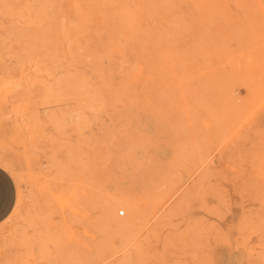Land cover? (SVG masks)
Masks as SVG:
<instances>
[{
	"label": "rangeland",
	"instance_id": "374dc122",
	"mask_svg": "<svg viewBox=\"0 0 264 264\" xmlns=\"http://www.w3.org/2000/svg\"><path fill=\"white\" fill-rule=\"evenodd\" d=\"M0 165V264H264V0H0Z\"/></svg>",
	"mask_w": 264,
	"mask_h": 264
},
{
	"label": "bare ground",
	"instance_id": "6f19581e",
	"mask_svg": "<svg viewBox=\"0 0 264 264\" xmlns=\"http://www.w3.org/2000/svg\"><path fill=\"white\" fill-rule=\"evenodd\" d=\"M7 2H8V0H7ZM42 2V1H41ZM100 2H102V0H100ZM2 3V2H1ZM85 4V3H84ZM87 4V3H86ZM85 4V5H86ZM41 5H42V3H41ZM95 5H97V3H95ZM101 5V4H100ZM124 5V4H123ZM11 6V5H10ZM153 6V5H152ZM87 7V6H86ZM96 7V6H95ZM137 7V6H136ZM97 9H98V7H96ZM112 8V7H111ZM138 8V7H137ZM140 8V7H139ZM138 8V9H139ZM23 9V8H22ZM35 9H36V7H35ZM129 9V8H128ZM25 10V9H24ZM23 10V11H24ZM42 10V9H41ZM101 10V9H100ZM26 11V10H25ZM129 11H130V9H129ZM128 11V12H129ZM13 12H14V10H13ZM16 12V11H15ZM45 12H46V10H45ZM82 12V11H81ZM142 12V11H141ZM18 13V12H17ZM86 13V12H85ZM37 14V13H36ZM35 14V15H36ZM44 14V13H43ZM123 14V13H122ZM145 14H146V12H145ZM38 15H39V13H38ZM40 16V15H39ZM42 16V15H41ZM147 16V15H146ZM128 17V16H127ZM124 18V17H123ZM130 18V17H129ZM42 21H43V18H42ZM41 22V21H40ZM44 23V22H43ZM41 24H42V22H41ZM19 25V24H18ZM44 25V24H43ZM19 26H21V25H19ZM41 26V25H40ZM46 26V25H45ZM121 27V26H120ZM120 27H118V28H120ZM39 29V28H38ZM43 29V28H42ZM44 29H46V28H44ZM109 29V28H108ZM122 29V27L120 28V30ZM23 31V30H22ZM44 32H46V31H44ZM48 32V31H47ZM121 32H122V30H121ZM37 33V32H36ZM41 33H42V30H41ZM50 33V32H49ZM38 34V33H37ZM119 34H120V32H119ZM40 35V34H39ZM38 35V36H39ZM84 35V34H83ZM82 35V36H83ZM48 36V35H47ZM96 36V35H95ZM98 38V37H97ZM36 40V39H35ZM76 40V39H75ZM77 41V40H76ZM86 41V40H85ZM43 41H41V43H42ZM142 42V41H141ZM45 43V42H44ZM87 43V42H86ZM45 44H48V43H45ZM34 45H35V43H34ZM75 45H77V44H75ZM84 46H85V44H84ZM93 46H94V44H93ZM144 46V45H143ZM46 47V46H45ZM81 47V46H80ZM145 47V46H144ZM53 48V47H52ZM82 48V47H81ZM95 48V47H94ZM44 49V48H43ZM96 49V48H95ZM41 50V49H40ZM28 51V50H27ZM111 51V50H110ZM113 51V50H112ZM29 52V51H28ZM47 53H49V51L48 52H46V54ZM72 53H73V51H72ZM108 53V52H107ZM112 53V52H111ZM105 54V53H104ZM113 54V53H112ZM63 55H65V54H63ZM42 56V55H41ZM51 56H53L52 54H51ZM70 56V55H69ZM107 56V55H106ZM109 56V55H108ZM65 57V56H64ZM109 59H111V58H109ZM52 60V59H51ZM64 60V59H63ZM30 61V60H29ZM33 61V60H32ZM41 61V60H40ZM115 61V60H114ZM139 61V60H138ZM28 63V62H27ZM35 63V62H34ZM29 64V63H28ZM37 64V63H36ZM42 64V63H41ZM47 64V63H46ZM247 64V63H246ZM48 65H49V63H48ZM29 66V65H28ZM247 68H248V66H247ZM39 70V69H38ZM33 71V70H32ZM36 74V73H35ZM84 74V73H83ZM75 75V74H74ZM85 75V74H84ZM83 75V76H84ZM71 76V75H70ZM74 77V76H73ZM66 78H67V76H66ZM72 78V77H71ZM75 78V77H74ZM97 78V77H96ZM67 79H69V77L67 78ZM25 82V81H24ZM34 82H36V81H34ZM68 82V81H67ZM71 82V81H70ZM74 82H77V81H75L74 80ZM87 82V81H86ZM85 82V83H86ZM146 82V81H145ZM93 83V82H92ZM71 84V83H70ZM79 84V83H78ZM138 84V83H137ZM40 85H42V84H40ZM102 85V84H101ZM125 85H127V82L125 83ZM128 85H129V83H128ZM37 86V85H36ZM100 86V85H99ZM107 86V85H106ZM138 87H139V85H138ZM145 87H146V85H145ZM91 88V87H90ZM128 88V87H127ZM104 89V88H103ZM111 89H112V87H111ZM125 89V88H124ZM133 89V88H132ZM131 89V90H132ZM78 90H80V88H79V86H78ZM129 90V89H128ZM97 91H99V90H97ZM122 91H123V89H122ZM125 91V90H124ZM123 91V92H124ZM134 91V90H133ZM132 91V92H133ZM136 91V90H135ZM68 92V91H67ZM123 94V93H122ZM130 94H131V92H130ZM135 94H136V92H135ZM148 94V93H147ZM146 94V95H147ZM125 95V94H124ZM126 95H127V93H126ZM129 95V94H128ZM127 95V96H128ZM129 96H131V95H129ZM128 96V97H129ZM133 96H134V94H133ZM97 98V97H96ZM134 99V98H133ZM137 99V98H136ZM146 99V98H145ZM92 100H93V98H92ZM39 101V100H38ZM134 101V100H133ZM143 101V100H142ZM147 101V100H146ZM89 102H91L90 100H89ZM141 102V101H140ZM129 103V102H128ZM132 103V102H131ZM154 103V102H153ZM94 104V103H93ZM98 104V103H97ZM150 104V103H149ZM88 105V104H87ZM95 105H96V103H95ZM99 105H101V102L99 103ZM141 105H142V103H141ZM89 106V105H88ZM142 106H144V105H142ZM146 106H148V103H147V105ZM90 107V106H89ZM96 107V106H95ZM104 106H103V104H102V108H103ZM134 107H135V105H134ZM87 108V107H86ZM142 109V108H141ZM149 111V110H148ZM76 167V166H75ZM77 171V170H76ZM224 178V177H223ZM248 180V179H247ZM257 180V179H256ZM217 186H219V185H217ZM242 188V187H241ZM257 188V187H256ZM221 190V189H220ZM244 194V193H243ZM261 195H262V193H261ZM110 196H112V195H110ZM113 197V196H112ZM112 199V198H111ZM132 200V199H131ZM264 200V199H263ZM121 201V200H120ZM134 201V200H133ZM103 204V203H102ZM116 204H117V206H118V204H119V202H111V201H107V202H104V204H103V209H102V217H103V219L105 220V221H107L108 223H111V224H115V225H117V226H121L122 224L121 223H119L118 221H117V219H116V217H115V214H114V211H115V209H116ZM120 206V205H119ZM99 207H101V206H99ZM123 208L124 209H126V211H127V214H126V217H125V219H127L128 221H130V220H132V219H136L137 218V214H136V208H135V206L134 205H132V204H130V205H125V206H123ZM123 210V209H122ZM120 211V209L117 211V213ZM122 214H123V212H122ZM138 219V218H137ZM101 223V222H100ZM124 228V227H123ZM122 228V229H123ZM88 229V228H87ZM143 231V230H142ZM100 233V232H99ZM152 233V232H151ZM107 234V233H106ZM152 235V234H151ZM147 237V236H146ZM136 247H138V246H136ZM59 248H60V245H59ZM62 250V249H61ZM58 259V258H57ZM59 260V259H58Z\"/></svg>",
	"mask_w": 264,
	"mask_h": 264
},
{
	"label": "crops",
	"instance_id": "0c3cea01",
	"mask_svg": "<svg viewBox=\"0 0 264 264\" xmlns=\"http://www.w3.org/2000/svg\"><path fill=\"white\" fill-rule=\"evenodd\" d=\"M17 200V188L12 175L0 165V224L12 213Z\"/></svg>",
	"mask_w": 264,
	"mask_h": 264
}]
</instances>
